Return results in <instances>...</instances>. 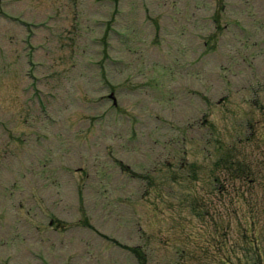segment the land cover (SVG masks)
<instances>
[{"label": "rangeland", "instance_id": "1", "mask_svg": "<svg viewBox=\"0 0 264 264\" xmlns=\"http://www.w3.org/2000/svg\"><path fill=\"white\" fill-rule=\"evenodd\" d=\"M183 1L0 0V264H264V0Z\"/></svg>", "mask_w": 264, "mask_h": 264}, {"label": "flooded vegetation", "instance_id": "2", "mask_svg": "<svg viewBox=\"0 0 264 264\" xmlns=\"http://www.w3.org/2000/svg\"><path fill=\"white\" fill-rule=\"evenodd\" d=\"M116 104V103H115Z\"/></svg>", "mask_w": 264, "mask_h": 264}]
</instances>
